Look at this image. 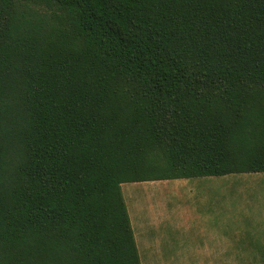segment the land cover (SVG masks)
Here are the masks:
<instances>
[{
	"label": "trees",
	"instance_id": "1",
	"mask_svg": "<svg viewBox=\"0 0 264 264\" xmlns=\"http://www.w3.org/2000/svg\"><path fill=\"white\" fill-rule=\"evenodd\" d=\"M262 172L264 0H0V264H140L122 184Z\"/></svg>",
	"mask_w": 264,
	"mask_h": 264
},
{
	"label": "rangeland",
	"instance_id": "2",
	"mask_svg": "<svg viewBox=\"0 0 264 264\" xmlns=\"http://www.w3.org/2000/svg\"><path fill=\"white\" fill-rule=\"evenodd\" d=\"M121 191L138 248L143 225L155 218L177 229L171 240L147 234L150 257L161 251L173 264H264V172L125 183Z\"/></svg>",
	"mask_w": 264,
	"mask_h": 264
},
{
	"label": "crops",
	"instance_id": "3",
	"mask_svg": "<svg viewBox=\"0 0 264 264\" xmlns=\"http://www.w3.org/2000/svg\"><path fill=\"white\" fill-rule=\"evenodd\" d=\"M130 222H131V219H130ZM131 226H132V223H131ZM143 226L147 234L148 233L153 234L155 235L156 239H160V240L173 239L172 234H174L175 231L177 230L172 225L165 223L164 220H159L157 218H155L151 224L146 223ZM132 230H133V227H132ZM133 234H134V230H133ZM147 234L143 237V242H141V244L138 242L139 248L137 247V244H136L139 259H141V256H142L144 264H173L174 263L173 259L172 260L163 259V255L161 254V251L157 253L156 258H154L153 255L152 257H150L151 255L150 253L147 252V248L145 246L146 237L148 236ZM134 237H135V234H134ZM136 239H135V242H136ZM140 264H141V260H140Z\"/></svg>",
	"mask_w": 264,
	"mask_h": 264
}]
</instances>
